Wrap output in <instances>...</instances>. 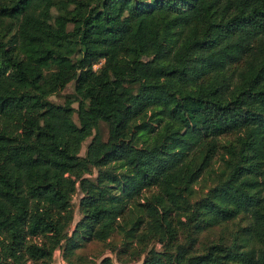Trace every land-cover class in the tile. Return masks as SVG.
Returning <instances> with one entry per match:
<instances>
[{
    "label": "trees",
    "instance_id": "1",
    "mask_svg": "<svg viewBox=\"0 0 264 264\" xmlns=\"http://www.w3.org/2000/svg\"><path fill=\"white\" fill-rule=\"evenodd\" d=\"M237 217L239 245L178 239ZM114 227L140 264H264V0H0V264Z\"/></svg>",
    "mask_w": 264,
    "mask_h": 264
},
{
    "label": "rangeland",
    "instance_id": "2",
    "mask_svg": "<svg viewBox=\"0 0 264 264\" xmlns=\"http://www.w3.org/2000/svg\"><path fill=\"white\" fill-rule=\"evenodd\" d=\"M103 60V59H102ZM96 61L94 64L95 68H98L101 61ZM73 93V82L68 83L62 90L57 93H53L49 96V99L56 103H64L68 95ZM75 107L76 102L72 103ZM73 119L78 122L77 114L74 112ZM99 133L103 139L107 138L108 128L105 122L101 121L99 123ZM91 136L87 137L81 146L80 154L85 153L86 145L89 142ZM224 139V138H223ZM221 161L217 159L214 165V171L210 174L202 175L198 182L194 184L195 193L191 197L194 201L208 190L209 186L216 179V175L219 171ZM92 176L96 175V168L92 170ZM157 190L143 191V195H151L156 193ZM82 193L78 190L72 195V207H73V220L68 226V233L71 234L76 222L81 219L82 212L80 209V197ZM142 195V196H143ZM183 219H185L183 217ZM245 221L239 217L231 219L219 225L205 226L202 228L187 227L186 225H179V241L183 242L186 247L192 251H199L203 249L206 245L211 242H216L218 240L226 241L228 244H238L240 243L239 238L241 234V226L244 225ZM238 235V236H237ZM78 244H80L74 251L73 254L66 258L63 253L62 248H57L54 250L52 263L53 264H140L145 252L141 249V243L136 241L134 232H129L124 234L120 230L114 227L110 236L104 240L95 239H85L82 237L76 238ZM155 245L160 248V245L155 241H148L145 249H149L151 246ZM141 251L137 253V251Z\"/></svg>",
    "mask_w": 264,
    "mask_h": 264
}]
</instances>
